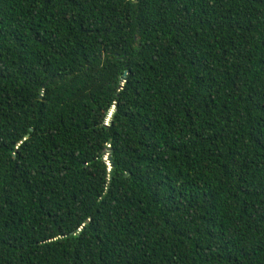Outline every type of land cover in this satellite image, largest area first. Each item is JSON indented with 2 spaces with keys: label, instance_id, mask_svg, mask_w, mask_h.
<instances>
[{
  "label": "trees",
  "instance_id": "1",
  "mask_svg": "<svg viewBox=\"0 0 264 264\" xmlns=\"http://www.w3.org/2000/svg\"><path fill=\"white\" fill-rule=\"evenodd\" d=\"M0 264H264V0H0Z\"/></svg>",
  "mask_w": 264,
  "mask_h": 264
},
{
  "label": "water",
  "instance_id": "2",
  "mask_svg": "<svg viewBox=\"0 0 264 264\" xmlns=\"http://www.w3.org/2000/svg\"><path fill=\"white\" fill-rule=\"evenodd\" d=\"M114 110L112 109L111 113L113 112Z\"/></svg>",
  "mask_w": 264,
  "mask_h": 264
}]
</instances>
